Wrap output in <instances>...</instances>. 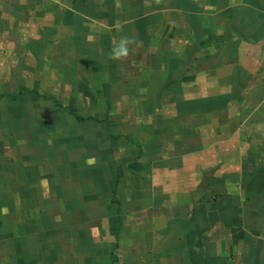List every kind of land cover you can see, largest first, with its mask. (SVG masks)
I'll use <instances>...</instances> for the list:
<instances>
[{
    "label": "crops",
    "instance_id": "obj_1",
    "mask_svg": "<svg viewBox=\"0 0 264 264\" xmlns=\"http://www.w3.org/2000/svg\"><path fill=\"white\" fill-rule=\"evenodd\" d=\"M0 264H264V0H0Z\"/></svg>",
    "mask_w": 264,
    "mask_h": 264
},
{
    "label": "clouds",
    "instance_id": "obj_2",
    "mask_svg": "<svg viewBox=\"0 0 264 264\" xmlns=\"http://www.w3.org/2000/svg\"><path fill=\"white\" fill-rule=\"evenodd\" d=\"M133 43V40L130 37L122 36L119 41L113 46L112 49V58L113 59H124L127 58L130 52V45Z\"/></svg>",
    "mask_w": 264,
    "mask_h": 264
}]
</instances>
